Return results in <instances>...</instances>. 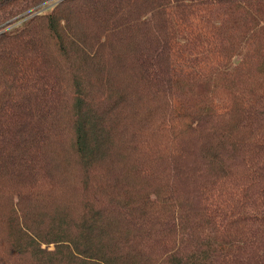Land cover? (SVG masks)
I'll use <instances>...</instances> for the list:
<instances>
[{"label": "trees", "instance_id": "trees-1", "mask_svg": "<svg viewBox=\"0 0 264 264\" xmlns=\"http://www.w3.org/2000/svg\"><path fill=\"white\" fill-rule=\"evenodd\" d=\"M48 1L0 0V264H264V0Z\"/></svg>", "mask_w": 264, "mask_h": 264}, {"label": "rangeland", "instance_id": "rangeland-1", "mask_svg": "<svg viewBox=\"0 0 264 264\" xmlns=\"http://www.w3.org/2000/svg\"><path fill=\"white\" fill-rule=\"evenodd\" d=\"M56 0H52V1H48L49 4H52L53 2H55ZM41 11H46V10H49V7L48 6H41L40 8ZM24 20H20V22H16L15 24H13L11 27H10V30L11 31H15V30H19L21 29L23 26H24V23H23Z\"/></svg>", "mask_w": 264, "mask_h": 264}]
</instances>
